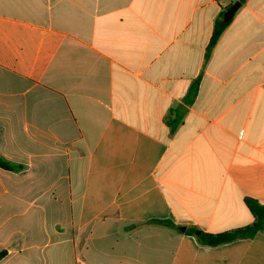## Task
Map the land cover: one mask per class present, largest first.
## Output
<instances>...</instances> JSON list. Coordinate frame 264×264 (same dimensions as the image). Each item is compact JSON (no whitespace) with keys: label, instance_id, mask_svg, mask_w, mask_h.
Here are the masks:
<instances>
[{"label":"crops","instance_id":"obj_1","mask_svg":"<svg viewBox=\"0 0 264 264\" xmlns=\"http://www.w3.org/2000/svg\"><path fill=\"white\" fill-rule=\"evenodd\" d=\"M0 158V264H264L187 232L264 206V0H0Z\"/></svg>","mask_w":264,"mask_h":264},{"label":"trees","instance_id":"obj_2","mask_svg":"<svg viewBox=\"0 0 264 264\" xmlns=\"http://www.w3.org/2000/svg\"><path fill=\"white\" fill-rule=\"evenodd\" d=\"M228 25L229 24L224 23L222 16L216 20L213 36L210 45L207 48V55H206L207 59L210 57L213 49L217 45L218 41L220 40L222 34L224 33ZM194 95H195L194 90H191L190 99H192ZM169 124L174 130L176 127L175 124L170 122ZM0 167L5 170H11V171L16 169L13 168L8 162H6L2 158H0ZM247 205L255 217V221L251 225L220 234H208V233L200 232V235H197L199 231L195 229H189L187 232L190 235L195 236L199 244L209 247H218L241 239L255 238L259 233L264 232V206H261L255 200H247ZM158 223H161L171 228H175V225L170 221L158 222ZM4 256L5 253H1L0 260L4 258Z\"/></svg>","mask_w":264,"mask_h":264},{"label":"water","instance_id":"obj_3","mask_svg":"<svg viewBox=\"0 0 264 264\" xmlns=\"http://www.w3.org/2000/svg\"><path fill=\"white\" fill-rule=\"evenodd\" d=\"M240 6V2H236L233 6H231V8L224 14V23L228 24L229 22H231ZM197 235H200V232H198Z\"/></svg>","mask_w":264,"mask_h":264}]
</instances>
